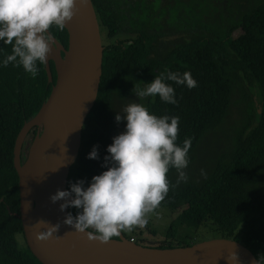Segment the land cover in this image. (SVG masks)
<instances>
[{
    "label": "trees",
    "instance_id": "16d2710c",
    "mask_svg": "<svg viewBox=\"0 0 264 264\" xmlns=\"http://www.w3.org/2000/svg\"><path fill=\"white\" fill-rule=\"evenodd\" d=\"M93 3L107 36L116 37L121 31L123 38L104 48L98 94L83 124L79 153L70 167L66 189L70 181L77 179L84 180L86 186L92 175L104 170L105 146L115 135L113 99L129 96L133 86H142V82H149L165 70L190 72L197 82L194 88L167 81L174 88L175 104L162 102L157 96L149 97L145 105L157 116L179 117L176 143L191 138L190 162L205 134L223 123L234 86L239 85L242 100L248 97L246 79L257 89V99L247 109L249 115L232 130V135L228 132L217 152L202 161L198 180L189 177L176 184L177 173L169 169V191L159 207L177 213L169 222L163 242L141 245L187 246L191 243L184 238L171 243L178 228L195 227L197 234L198 227L211 225L221 237L249 248L264 264V0H93ZM166 24L174 25L170 33L177 31L178 24L183 28L182 43L174 40L169 51L158 53V37L162 32H148L146 27L159 30ZM49 32L67 47L65 28L60 30L53 25ZM135 32L147 42L141 41ZM0 48L2 56L10 52L11 45L0 44ZM150 48L152 57L148 59ZM37 67L34 78L11 63L0 67V264H41L23 238L18 177L13 167L15 138L24 122L46 100L56 81L53 61L49 60L51 81L45 65L38 63ZM93 145L97 148L96 159L86 155Z\"/></svg>",
    "mask_w": 264,
    "mask_h": 264
},
{
    "label": "water",
    "instance_id": "95a60500",
    "mask_svg": "<svg viewBox=\"0 0 264 264\" xmlns=\"http://www.w3.org/2000/svg\"><path fill=\"white\" fill-rule=\"evenodd\" d=\"M65 29L66 48L49 32L53 43L44 65L51 81L49 60L53 61L56 81L38 111L24 122L13 147L23 238L33 256L41 264H229L225 258L234 252L236 264H261L249 248L230 238L158 248L138 244L120 233L102 243L62 222L69 207L61 211L62 200L51 202L49 196L56 189H66L102 75L104 45L93 0L82 5L76 0V11L65 22ZM32 129L36 132L23 160L22 146ZM37 220L59 226L41 239L40 231L48 225Z\"/></svg>",
    "mask_w": 264,
    "mask_h": 264
},
{
    "label": "clouds",
    "instance_id": "9594fccd",
    "mask_svg": "<svg viewBox=\"0 0 264 264\" xmlns=\"http://www.w3.org/2000/svg\"><path fill=\"white\" fill-rule=\"evenodd\" d=\"M79 3L82 5L85 0ZM75 11L76 0H0V44L11 45L10 52L0 56V67L11 63L34 78L37 64H44L51 50L53 41L48 30L53 25L63 30ZM167 81L189 89L197 84L188 71L165 70L130 91L139 100L158 96L162 102L175 104L174 88ZM114 119L117 123L123 119L125 123L123 131L112 136L111 143L105 146L104 170L92 175L86 186L84 180L77 179L70 181L67 189H56L49 196L51 202L62 200L58 206L61 211L66 206L69 210L72 206L78 209L76 214L68 212L63 216L64 224L102 243L122 231L145 227L148 214L155 213L169 191L170 168L177 173L176 184L188 178L184 169L189 163L191 138L176 143L178 116H157L143 104L130 100ZM86 155L96 159V146ZM36 223L48 225L40 231L41 239L52 235L59 226L45 220ZM225 259L236 264L234 252H229Z\"/></svg>",
    "mask_w": 264,
    "mask_h": 264
},
{
    "label": "rangeland",
    "instance_id": "374dc122",
    "mask_svg": "<svg viewBox=\"0 0 264 264\" xmlns=\"http://www.w3.org/2000/svg\"><path fill=\"white\" fill-rule=\"evenodd\" d=\"M176 4V3H174ZM172 11V7L169 9ZM172 15V13L170 14ZM102 33V32H101ZM115 37L111 38V42ZM110 41L107 39V43ZM243 82V81H242ZM242 85V83H241ZM245 86V94L248 96L245 100H242V95L240 91L239 85L234 86V90L231 95V101L228 108V114L226 115L223 123L216 128L215 131L209 132L205 134L203 139L198 143L197 147L194 149V152L191 154V158L193 159L188 163L187 167L184 169L187 177H196L195 180H198L199 169L202 166V161L206 160L210 156H212L215 152H217L221 146L223 140L228 138V132L233 134V129L242 124L245 120V116L249 110H247L250 105L257 99V89L252 84L249 83L246 79L244 80ZM133 101L134 99L131 97L130 99L124 101L121 106L126 104L129 101ZM119 106V102L114 103V107ZM256 107L257 104H256ZM259 110V109H258ZM33 130L26 136L23 146H22V159L24 160L26 157V153L28 151V145L30 144L33 138ZM123 129L121 127H117V132H121ZM206 163V162H204ZM71 211L75 214L78 211L74 206L71 207ZM177 211L168 210L165 208L158 207L155 213L148 214V223L144 228L133 227L131 231H122L121 233L125 234L126 237H134L137 235L140 240H143L144 243H157L160 244L164 241L165 232L170 225V220L176 215ZM211 224V223H209ZM208 224V225H209ZM210 226H200L197 228V234L195 227H186L181 226L178 228L177 235H174V240H171V243H178L177 241L182 240L183 238L190 243H196L200 241L210 240L214 238H220L221 235L214 229H211ZM123 234V235H124ZM124 235V236H125ZM19 238V237H18ZM142 238V239H141ZM20 239V238H19ZM156 241V242H153Z\"/></svg>",
    "mask_w": 264,
    "mask_h": 264
},
{
    "label": "flooded vegetation",
    "instance_id": "af4514ba",
    "mask_svg": "<svg viewBox=\"0 0 264 264\" xmlns=\"http://www.w3.org/2000/svg\"><path fill=\"white\" fill-rule=\"evenodd\" d=\"M153 27V26H152ZM174 28V25L171 24H166L165 26L162 25V27L158 30L156 28L153 27V29L150 27H146V30H150L148 32H152V30H155V31H159V32H162V34L160 35V37H158V41H159V45H158V53L166 50V51H169L170 50V47L173 46V41L176 40L177 42L179 43H182V38H183V28H180L179 27V24L177 25V31L176 32H171L170 31ZM100 29H101V32H102V40H103V45H104V48L105 46L109 45L110 43H114V41L118 42L119 40H121L123 38V35L121 31H119L117 33V36L114 38V40L111 42V38L107 36V29L106 27L104 26H101L100 25ZM135 34L138 35V38L143 41V42H147V39L146 38H142V36H139V32H135ZM107 39L110 41L109 43H107ZM150 43H152V41H150ZM146 57L148 59H151L152 57V49L150 48L149 49V52L146 54ZM133 98L134 100L133 101H136V102H139L141 104H143L144 106L146 105V102L149 100V97H145L143 98L142 100H139L135 97V95L132 93L130 94L129 96L127 97H123V98H114L113 99V107H114V103L115 102H119V106L117 107H114V114H113V122H114V126H115V135L118 133L117 132V127H121L123 129V126H124V123L125 121L123 119H121V121L119 123H117L114 119V115L116 114V112L122 107V103L130 98ZM128 103V102H127ZM123 115V114H121ZM35 132H36V129H35ZM35 134V133H34ZM33 134V136H34ZM69 212H71L73 214V211L69 210ZM124 234V233H123ZM125 235V234H124ZM126 237V235H125ZM142 239V238H141ZM134 241H138L140 244H145L143 240H140L139 237L137 235H135V239ZM192 244V243H191Z\"/></svg>",
    "mask_w": 264,
    "mask_h": 264
},
{
    "label": "bare ground",
    "instance_id": "6f19581e",
    "mask_svg": "<svg viewBox=\"0 0 264 264\" xmlns=\"http://www.w3.org/2000/svg\"><path fill=\"white\" fill-rule=\"evenodd\" d=\"M62 81L61 75L58 74V82L60 83Z\"/></svg>",
    "mask_w": 264,
    "mask_h": 264
}]
</instances>
